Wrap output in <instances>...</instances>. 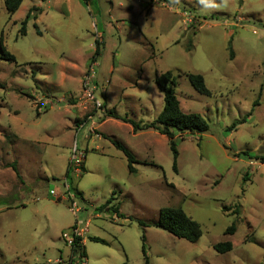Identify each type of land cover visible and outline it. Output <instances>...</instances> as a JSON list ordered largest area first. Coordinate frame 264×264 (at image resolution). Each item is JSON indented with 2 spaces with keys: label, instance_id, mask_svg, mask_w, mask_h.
Listing matches in <instances>:
<instances>
[{
  "label": "rangeland",
  "instance_id": "1",
  "mask_svg": "<svg viewBox=\"0 0 264 264\" xmlns=\"http://www.w3.org/2000/svg\"><path fill=\"white\" fill-rule=\"evenodd\" d=\"M1 36L16 61L0 60V264H146L143 244L149 264H264V0H23L14 14L0 0ZM97 42L103 116L82 100ZM167 71L181 109L209 125L173 138L178 172L168 137L109 114L154 121ZM114 140L135 155V174ZM75 143L83 166L66 176ZM167 206L199 222L197 242L156 225ZM77 220L87 257L72 256L62 236ZM226 240L231 251L214 249Z\"/></svg>",
  "mask_w": 264,
  "mask_h": 264
},
{
  "label": "trees",
  "instance_id": "2",
  "mask_svg": "<svg viewBox=\"0 0 264 264\" xmlns=\"http://www.w3.org/2000/svg\"><path fill=\"white\" fill-rule=\"evenodd\" d=\"M5 8L9 14H14L21 6L23 0H3ZM46 1V0H44ZM166 1V0H165ZM242 1V0H241ZM32 11H39V8L33 7L27 14L25 20L23 21L22 26V34H26L27 31V24L29 19L31 18ZM35 18L37 16L35 15ZM231 54L233 55L232 46ZM102 53L101 45L97 42L96 49L94 54L90 58L91 63L96 62L99 56ZM0 60H7V61H16V57L14 54L9 52L4 45L3 38H0ZM188 78L192 86L201 94L204 95H211V90L208 88L205 78L200 73H190L188 74ZM156 83L158 88L164 94V107L158 117L152 122H144L143 120L136 121L128 116H120L115 114L113 110H109L110 116L115 117L116 119H121L122 121L129 123L133 127L134 133L142 130L154 129L165 135L169 138V145L173 153V169L175 172H178V156L179 152L177 149V144L174 141V137L176 134H183L186 132H190L191 134H198L201 135L202 133L209 130V125L206 120L202 117L199 113H185L180 106V101L177 96L176 92V76L171 72L167 71L162 73L160 76L157 77ZM258 100L255 102L254 105H258ZM245 119L239 120L234 122L229 128H227L228 132H231L233 129L237 127L238 124L243 123ZM115 146L120 149L128 160V169L130 173L135 174L137 172V168L134 166L135 163L138 162L133 152L125 146L123 143L114 140L113 141ZM264 162V156L261 158ZM14 170L17 172L19 176V172L14 167ZM70 173V167L67 170L66 176ZM112 197V196H111ZM111 202V198H108L101 209H105L109 206ZM239 207V206H238ZM119 206H115L110 210H114V213H117L119 216L123 217V214L119 212ZM226 209V208H225ZM240 212V208L236 209V213ZM143 226H147L148 224L140 221ZM156 225L165 229L166 231L170 232L171 234L186 239L190 242H197L203 232L199 222L194 220L191 216H189L182 207H175V206H167L163 207L160 210L159 219L156 222ZM237 230L236 221H234L227 229L226 234H234ZM90 240L95 242H101L106 244L107 241L96 237L91 236L89 237ZM83 237H76L74 242L71 246V254L72 256L78 257H87L86 247L83 243ZM143 241L146 240L145 235L142 236ZM214 249L220 253H225L231 251L233 249V243L229 240L221 241L214 244ZM143 255L145 257L146 264H149V257L146 251L145 244L142 246ZM122 264H128V260L123 262Z\"/></svg>",
  "mask_w": 264,
  "mask_h": 264
},
{
  "label": "built area",
  "instance_id": "3",
  "mask_svg": "<svg viewBox=\"0 0 264 264\" xmlns=\"http://www.w3.org/2000/svg\"><path fill=\"white\" fill-rule=\"evenodd\" d=\"M96 66H98L97 61L91 63V66H89V68L87 69L84 75V79L82 81V91H83L82 100L84 101L85 104L92 105L93 108L97 110V114H99L100 116H103V114L106 111L105 106H104L105 100L103 96L101 98L99 94L100 87L97 82ZM88 118L92 120V122H90L91 128H92V125H94L93 119L95 118V115L90 114ZM80 126H81V129L84 127L82 124ZM84 158H85V152L82 150H79L77 143H75V145L73 146L72 153H71L70 169L75 173H81ZM66 189H67L66 199L72 202L70 209L77 217L79 207L76 201V196L75 194H72L70 184H66ZM81 224H83L82 221L77 220L76 225H74L69 231L64 232L62 234L63 238L66 240V242L70 246H72L74 239L76 237H82L83 227L81 226Z\"/></svg>",
  "mask_w": 264,
  "mask_h": 264
},
{
  "label": "crops",
  "instance_id": "4",
  "mask_svg": "<svg viewBox=\"0 0 264 264\" xmlns=\"http://www.w3.org/2000/svg\"><path fill=\"white\" fill-rule=\"evenodd\" d=\"M105 121H106V120H105ZM105 121H103L101 124H103ZM83 242H85L84 239H83ZM84 244H85V243H84Z\"/></svg>",
  "mask_w": 264,
  "mask_h": 264
}]
</instances>
